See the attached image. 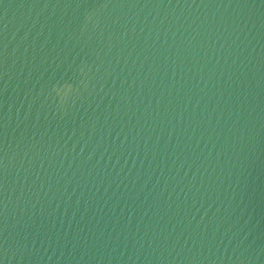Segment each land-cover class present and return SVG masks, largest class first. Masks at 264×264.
<instances>
[{
  "label": "water",
  "instance_id": "95a60500",
  "mask_svg": "<svg viewBox=\"0 0 264 264\" xmlns=\"http://www.w3.org/2000/svg\"><path fill=\"white\" fill-rule=\"evenodd\" d=\"M0 264H264V0H0Z\"/></svg>",
  "mask_w": 264,
  "mask_h": 264
}]
</instances>
